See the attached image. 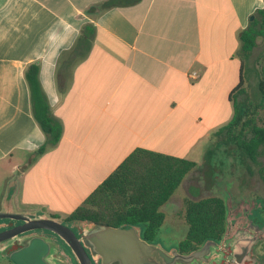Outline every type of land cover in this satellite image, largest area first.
Returning a JSON list of instances; mask_svg holds the SVG:
<instances>
[{
  "label": "crops",
  "instance_id": "crops-1",
  "mask_svg": "<svg viewBox=\"0 0 264 264\" xmlns=\"http://www.w3.org/2000/svg\"><path fill=\"white\" fill-rule=\"evenodd\" d=\"M105 1L0 0V210L64 220L137 149L199 166L233 118L241 67L247 84L239 34L264 0H140L89 12ZM87 24L90 54L60 88L61 54ZM36 62L63 127L42 155L25 79Z\"/></svg>",
  "mask_w": 264,
  "mask_h": 264
},
{
  "label": "trees",
  "instance_id": "trees-1",
  "mask_svg": "<svg viewBox=\"0 0 264 264\" xmlns=\"http://www.w3.org/2000/svg\"><path fill=\"white\" fill-rule=\"evenodd\" d=\"M140 0H107L99 6H93L89 12H100L114 7L127 6ZM254 20L239 34L241 60L247 61L257 47L258 39L264 40V7L254 13ZM95 27L85 25L71 50L61 54L63 65L57 75L60 88L71 79L75 67L90 54L93 46ZM264 61V52L263 57ZM239 85L233 90L234 115L231 121L214 135V145L225 147L228 154L238 160L248 159L257 163L264 156V65L261 67L256 83L257 103L247 102L240 97L246 93L242 76ZM40 63L31 64L25 70V79L29 86L32 114L46 136L43 146L37 151L42 155L59 143L63 127L51 111L49 101L39 81ZM262 123V124H261ZM210 146L205 154L209 158L215 147ZM197 164L137 149L104 181L62 223L90 221L100 225L140 229L141 237L151 243L165 224V214L161 208L173 197L186 176ZM264 179V166L260 168ZM226 201L220 197H208L199 200H186L184 221L188 226L186 237L178 244L180 253H191L207 241L221 244L228 231ZM59 219L58 217L51 216Z\"/></svg>",
  "mask_w": 264,
  "mask_h": 264
},
{
  "label": "water",
  "instance_id": "water-1",
  "mask_svg": "<svg viewBox=\"0 0 264 264\" xmlns=\"http://www.w3.org/2000/svg\"><path fill=\"white\" fill-rule=\"evenodd\" d=\"M255 16L250 17L253 21ZM0 220L23 221L24 224L0 233V243L34 230H46L57 235L76 258L78 264H246L255 263L252 251L257 247L262 231L251 225L235 230L221 244L207 241L191 253H180L177 249L166 251L160 245L147 242L135 226L113 227L85 221L83 234H76L60 219L35 213L0 211ZM9 248H7L8 250ZM0 252L14 264H59L57 245L49 237L28 236L24 246L7 253ZM87 250H89L90 255ZM229 250V253L226 251Z\"/></svg>",
  "mask_w": 264,
  "mask_h": 264
},
{
  "label": "rangeland",
  "instance_id": "rangeland-1",
  "mask_svg": "<svg viewBox=\"0 0 264 264\" xmlns=\"http://www.w3.org/2000/svg\"><path fill=\"white\" fill-rule=\"evenodd\" d=\"M263 52L264 40L259 38L257 47L245 61L246 93L240 97V100L245 99L254 104L259 101L255 94L258 81L257 72L264 65ZM259 113L264 117V110ZM215 141L216 139L212 138L207 149L213 146ZM214 147L216 148L214 153L209 158L205 157L199 166L197 165L188 181L183 183L170 201L161 208L165 214V224L151 243L160 245L166 251L178 250V244L185 239L188 231V226L184 221L185 201L220 197L226 201L228 210L229 229L226 237L235 230L246 227L242 224L245 219L252 220L256 229L262 231L263 234L260 245L252 251V257L257 258L256 262L246 264H264V179L260 172V168L264 166V156H260L257 163H252L248 159L242 162L228 154L225 147L217 145ZM67 224L75 229H82L84 226L80 221ZM64 248L77 262L72 252L68 250L69 247ZM0 262V264H14L6 259Z\"/></svg>",
  "mask_w": 264,
  "mask_h": 264
},
{
  "label": "flooded vegetation",
  "instance_id": "flooded-vegetation-1",
  "mask_svg": "<svg viewBox=\"0 0 264 264\" xmlns=\"http://www.w3.org/2000/svg\"><path fill=\"white\" fill-rule=\"evenodd\" d=\"M249 220H248V218L245 219L244 220L245 222L243 221L242 224L247 226L248 225L247 222ZM23 224H24L23 221L0 220V233L4 232V231L13 230V229H15L17 227L22 226ZM251 225L254 226L253 225V221L251 222ZM66 226H68L76 234V236L78 238H81V236L83 234V230L82 229H75L74 227H71L68 224ZM255 229H256V227H255ZM32 235H40V236H43V237H49L51 239V241L54 242L57 245L58 257H56V259H57V262L59 264H78L77 262H75L74 258L65 251L64 247H67L66 244L57 235L53 234L50 231H46V230L29 231V232H26V233L19 234V235L15 236L14 239H10V240H8L6 242H2V243H0V252H3L4 250H7V248H9L7 250V253H10L12 251L21 249L24 246L25 238L28 237V236H32ZM261 241L259 242V244L257 246L260 245ZM68 250L71 252V250L69 248H68ZM87 252L90 255L89 250H87ZM227 253H229V250H228ZM3 257H5V256H3ZM5 258H6V260L12 262L8 257H5Z\"/></svg>",
  "mask_w": 264,
  "mask_h": 264
},
{
  "label": "built area",
  "instance_id": "built-area-1",
  "mask_svg": "<svg viewBox=\"0 0 264 264\" xmlns=\"http://www.w3.org/2000/svg\"><path fill=\"white\" fill-rule=\"evenodd\" d=\"M194 77H197V73L196 72H193L192 74Z\"/></svg>",
  "mask_w": 264,
  "mask_h": 264
}]
</instances>
